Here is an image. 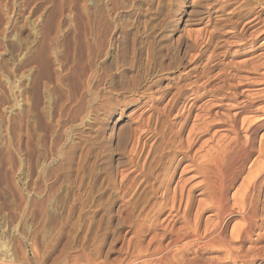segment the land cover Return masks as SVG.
I'll use <instances>...</instances> for the list:
<instances>
[{"label":"rangeland","instance_id":"1","mask_svg":"<svg viewBox=\"0 0 264 264\" xmlns=\"http://www.w3.org/2000/svg\"><path fill=\"white\" fill-rule=\"evenodd\" d=\"M249 12L255 28L242 20ZM262 31L264 0H0V264H134L184 220L214 223L204 161L234 139L238 103L264 88ZM195 89L207 94L189 100ZM257 107L243 118L257 121ZM251 135L264 149V125ZM255 151L229 206L264 163ZM257 191L259 230L241 244L255 264L264 185ZM229 223L233 240L241 215Z\"/></svg>","mask_w":264,"mask_h":264},{"label":"bare ground","instance_id":"2","mask_svg":"<svg viewBox=\"0 0 264 264\" xmlns=\"http://www.w3.org/2000/svg\"><path fill=\"white\" fill-rule=\"evenodd\" d=\"M253 15H254L253 12H249L245 14V16L242 18V20H248L247 22H245L246 23L245 26L249 25L248 29L255 28V26L259 24V22H257L258 17H253ZM200 17H201L200 19H206L207 22H210L209 10H205L203 13H201ZM236 17L238 16L236 15ZM257 32L258 31H253L250 34H256ZM260 36H264V31L259 33L258 38H261ZM262 42H263L262 43L263 45L264 40ZM261 65L263 66V64H260L259 68ZM257 68H255V71ZM261 83L262 85H264L263 82ZM198 90L197 89H195L194 91L191 90V94L189 95L190 96L189 100H196V98H199L200 96L207 94V92L200 93ZM220 92L221 91L217 89V90H213V92L211 91L208 93L213 94L210 96L211 98H213L214 94L218 95V93ZM258 97L259 99L255 100ZM140 100L142 99L141 98L135 99V101H138V103L140 102ZM257 102H264V88L261 89L260 91H256V93L254 94L250 93V95L248 96L246 100L240 101L238 103V106L235 108L236 109L235 113L232 114L231 117L229 118L228 127L231 129V132L234 134V139L231 140L232 142L224 144V146L222 145V148H220V145H219V149L217 148L214 154L212 153L210 155V152L209 153L207 152L209 154L207 155V157H205L207 153L205 154V156L204 155L202 156L203 158L204 157L206 158V160L204 161V163H206L205 166L211 167V169H213L212 171H214V174H215L213 179H209L210 176L205 177V180H204L205 189H203L205 190V192L207 193L208 197L211 200L209 203V207L207 208L213 212V215H215V220H214L215 222L214 223L211 222L210 224H209L210 221L205 222L204 228H202L200 218L199 219L196 218L195 222L193 224H190L185 217L186 220L183 221L182 223L183 225L180 228H178V230L168 228L169 230L167 231V233H165V235L162 236L164 239L163 242L162 240H160L156 246L154 247L152 246L153 248L150 251H148L147 249V252L144 255L136 256L135 261H134L136 264H224L225 262H228L230 264H255L257 263L258 261L256 257L257 255L255 256L251 254L250 255L246 254V252L242 250L241 244L245 241L246 242L250 241L252 239L253 234L255 233L254 230L256 229L259 230V227L255 223L256 220H254L253 218L254 208H252L253 206L252 204L255 203V200H256L255 196H257V192H258L257 189L260 186L264 185V163H260V165L258 164L257 166L258 168L256 167L257 169L254 166V169H256L254 172L252 170H249V174L251 175V178L249 176L250 182L249 181L247 182L248 185L246 187L244 186L245 189L242 191V193L239 196H237L236 194L235 195L233 194L234 198L240 197V198H236L237 201L233 203L234 205L229 206L228 200H227L228 198L227 193L233 186L234 182L236 181V178L239 176L242 166L244 165L245 162H247L250 155L256 150V149L254 150L250 142L248 143V140L250 141L251 139L250 135L254 133V131L258 130L264 125V114L262 115V117H259V119L257 118L256 119L257 121L254 120L252 122L251 120L248 122L245 118H243L244 115H249V114L256 115L257 113H259L260 109L257 107ZM197 117H198L197 115L194 117L195 121ZM190 118L191 116L188 115L186 119L180 124L179 131L182 132L181 134H183V132L185 131ZM238 123L241 126H245L246 128V132L244 131L246 133L244 137L245 138L244 141L243 140L241 141L240 139H238V136H237ZM190 131L189 133H191ZM189 133L187 134V137L185 139V145H187V149L192 147L191 143L193 142L192 141L190 143L191 137L189 136L190 135ZM188 136L190 137V141H189ZM262 148L261 149L259 148V151L257 150L260 158L261 157L264 158V154H263L264 149ZM184 159H185V156L182 155L181 157H179L178 163H180V161ZM202 160L203 159H201V161ZM176 171H174L173 173L175 174ZM166 180L171 182L172 178L166 177ZM192 188L193 187L189 188V191ZM180 194L181 195L179 196V198L181 201L182 199L181 196L183 194L181 192ZM187 201H189V199ZM191 202H190V205H192ZM234 206L237 207V209H235ZM171 207H172V204H171ZM171 207L169 209V212L171 210ZM163 208L166 209V207H163ZM202 209H204V207ZM234 215H241L243 224H241L242 226L240 225V227H236V225H234V227H231L230 237L231 238L233 237V240H232V239L227 238L226 230L228 229V226L230 224L229 220L233 218ZM207 224L210 226H208ZM159 239H161V236ZM256 239H259V238H256ZM235 243L239 245L235 246L236 245ZM143 252L141 253L143 254ZM201 252H210L213 254H217V252L222 253L224 255L225 262L224 261L222 262L217 258H216L217 260H214V259H210L207 261L203 260L202 256L200 257ZM138 253H140V251ZM259 264H264V259L261 260Z\"/></svg>","mask_w":264,"mask_h":264}]
</instances>
